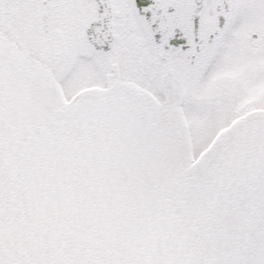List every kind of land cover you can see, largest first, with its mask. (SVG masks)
<instances>
[{"label": "snow or ice", "instance_id": "obj_1", "mask_svg": "<svg viewBox=\"0 0 264 264\" xmlns=\"http://www.w3.org/2000/svg\"><path fill=\"white\" fill-rule=\"evenodd\" d=\"M0 264H264V0H0Z\"/></svg>", "mask_w": 264, "mask_h": 264}]
</instances>
